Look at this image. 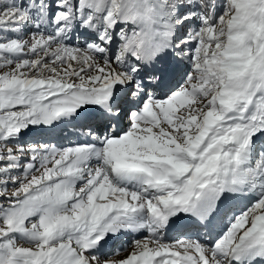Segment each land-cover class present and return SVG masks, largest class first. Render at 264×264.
Listing matches in <instances>:
<instances>
[{"label":"snow or ice","instance_id":"snow-or-ice-1","mask_svg":"<svg viewBox=\"0 0 264 264\" xmlns=\"http://www.w3.org/2000/svg\"><path fill=\"white\" fill-rule=\"evenodd\" d=\"M0 264H264V0H0Z\"/></svg>","mask_w":264,"mask_h":264}]
</instances>
